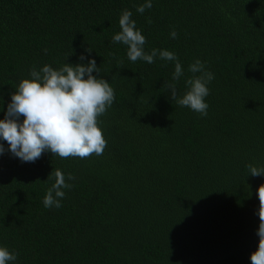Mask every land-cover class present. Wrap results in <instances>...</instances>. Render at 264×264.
I'll use <instances>...</instances> for the list:
<instances>
[{
	"label": "trees",
	"instance_id": "obj_1",
	"mask_svg": "<svg viewBox=\"0 0 264 264\" xmlns=\"http://www.w3.org/2000/svg\"><path fill=\"white\" fill-rule=\"evenodd\" d=\"M145 2L0 0V119L33 68L81 55L115 94L97 118L102 155H0V247L18 254L7 264H251L264 176L246 166L264 167V0H151L141 14ZM124 10L146 53L176 54L178 81L175 61L132 62L113 43ZM197 59L215 77L206 117L163 86L183 96ZM56 169L73 186L61 189L60 208H45Z\"/></svg>",
	"mask_w": 264,
	"mask_h": 264
},
{
	"label": "clouds",
	"instance_id": "obj_2",
	"mask_svg": "<svg viewBox=\"0 0 264 264\" xmlns=\"http://www.w3.org/2000/svg\"><path fill=\"white\" fill-rule=\"evenodd\" d=\"M151 7V0H146L136 10L143 14L145 9ZM131 17L129 10L121 13V31L113 36V43L126 45L127 57L132 62L143 60L151 64L157 55L161 59L175 61L173 80L178 81L183 69L176 54L166 49H152L150 54L146 53L143 48L146 38ZM170 36L175 39L177 32L173 30ZM87 51L91 52L89 49ZM79 59L81 63H65L59 69L47 64L39 71L33 68L30 71L31 79L25 78L19 82L15 92L11 93V102L4 118L0 119V140L6 141L9 146L5 149L0 144V155L8 151L21 162H35L44 152L61 158L71 156L81 159L92 154H103L107 142L98 127L97 118L112 106L114 89L106 80L93 76V72L99 73L95 59H88L84 55ZM86 59L85 64L83 61ZM189 71L194 75L185 81L188 91L183 96L177 95L174 83L165 82L163 86L170 91L171 100L176 104L206 117L209 105L205 97L210 94L207 84L215 78L214 74L206 71L199 59L189 66ZM196 73L201 75L197 76ZM246 167L252 176H264V167H256L253 163ZM52 177L55 182L47 190L43 205L45 208H60L61 199L65 196L61 189H70L73 185L66 183L65 175L59 169L52 171L47 179ZM67 179L74 180L75 177L69 173ZM257 196L260 223L256 234L259 243L250 260L251 264H264V183L258 187ZM17 255L6 247H0V264L15 261Z\"/></svg>",
	"mask_w": 264,
	"mask_h": 264
}]
</instances>
